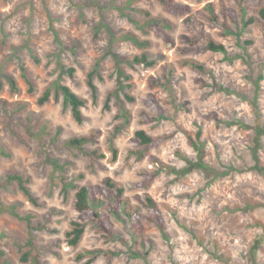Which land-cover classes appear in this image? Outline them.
<instances>
[{
	"label": "rangeland",
	"instance_id": "obj_1",
	"mask_svg": "<svg viewBox=\"0 0 264 264\" xmlns=\"http://www.w3.org/2000/svg\"><path fill=\"white\" fill-rule=\"evenodd\" d=\"M175 1L191 7V15L224 44L225 53H196L191 42L198 33L186 23L189 15L170 14L156 0H0V101L8 102L0 114V145L11 153L0 155V196L22 214L33 215L40 230L31 257L40 264L90 259L92 264H264V172L253 155L257 130L264 128L260 6L249 8L256 22L246 26L238 0ZM221 3L236 10L237 22L226 19V29L210 20ZM137 10L166 20L169 41L153 30L143 32L145 16ZM127 34L150 44L140 49ZM142 54L149 63L134 61ZM92 73L96 100L88 85ZM6 75L16 80L19 93L12 92ZM57 84L87 101L82 124L56 93ZM49 88V102L40 105ZM26 128L45 140L60 131L58 149L52 150L69 164L63 179L52 176L37 138ZM139 130L158 144L141 145L135 135ZM82 136L91 138L85 149L96 151L95 159L63 146ZM192 142L203 148L204 163ZM258 157L264 167V135ZM155 172L159 175L149 181ZM9 173L31 179L39 207L7 181ZM106 178L124 188V199L141 216L148 215L141 200L152 197L165 230L144 219L142 232L134 234L125 214L122 219L109 215L107 221L85 222L80 243L71 246L67 233L73 221L80 222L77 188ZM3 232L8 237L0 247L8 257L29 264L20 261V246L29 238L26 223L1 214Z\"/></svg>",
	"mask_w": 264,
	"mask_h": 264
},
{
	"label": "trees",
	"instance_id": "obj_2",
	"mask_svg": "<svg viewBox=\"0 0 264 264\" xmlns=\"http://www.w3.org/2000/svg\"><path fill=\"white\" fill-rule=\"evenodd\" d=\"M163 9L173 15L178 16H186L189 15L186 19V23L188 26L192 27L197 33L198 36L192 40V46H196L195 52L196 53H206L208 51L214 53H225L226 47L224 44L218 43L217 41L213 40L208 34L204 32L203 23L197 21L191 15V7L186 4L177 3L175 0H156ZM241 12H242V21L244 25L248 26L256 22V17L249 16V8L253 5L260 6L258 10V15L261 20L264 21V0H238ZM139 13L145 16L144 26L141 28L143 32H147V29L153 30L155 34L165 41H169V36L167 31L171 29V25L163 19L155 18L151 16V13L147 10H137ZM230 18L231 21L237 22L236 10L234 8H225L224 5L221 3L219 4V14L217 16H212L211 21L215 24L221 22L222 27L226 29V19ZM126 38L131 41L136 47L140 49H145L150 42L147 40H141L139 36L135 34H127ZM199 42H203L201 46H198ZM135 62L142 63L148 62L147 55L142 54L140 57H135ZM151 64V63H150ZM195 68L199 70H203V67L198 65L196 62L191 61ZM22 72L25 73L26 70L22 66ZM75 70L71 68L69 70V75L73 78ZM24 78L27 79V76L24 74ZM8 84L12 92L19 93L20 89L18 88L16 80L9 75L5 76ZM29 85V92H34L32 82L27 79L26 80ZM88 85L92 91V98L96 100L97 98V87L93 83V73L89 74L88 76ZM56 93L58 95H62L64 102L66 105L70 106L72 116L74 120L78 124H82L85 120L83 114V108L86 107L87 101L84 98H81L78 94H76L69 86L64 84H57L56 85ZM51 89H47L43 95L39 98L38 103L40 105H44L45 103L49 102L51 98ZM111 96H108L105 109L109 108ZM129 100L133 101L132 98L128 97ZM6 101H0V114L6 113ZM147 105L152 106V102H147ZM128 120V116H125ZM32 128H26L27 133L31 137H36L38 140V144L40 146V150L44 155L45 163L51 166L52 168V176L55 177V174H58L59 177L62 179L64 178L65 173L68 169V163L62 161L61 158L55 156V152L52 149H58V138L60 135V131H57L55 136L52 137L50 140H45L43 136L34 134L32 132ZM15 135L16 133L13 132ZM136 137L140 141L141 145L151 148L158 144L159 140L154 139L153 137L149 136L144 130H139L136 132ZM202 132L199 130L198 132V139L201 137ZM264 135V128H258L255 140V148L253 149V155L256 162V168L259 171L264 172V167L260 164V159L258 157V149L260 146L261 137ZM18 138V142L22 143L19 136L16 135ZM91 141V138L88 136L82 137H74L69 139L67 142L63 144L69 151H79L83 155L91 157L97 156L96 151H88L85 149V145ZM193 143V142H192ZM196 151L200 155L201 163H204L203 157V148L201 145H197L193 143ZM114 157H117V151L113 150ZM0 155L4 157H11V153L6 150V148L0 145ZM159 175V172L153 173L151 176L148 177V180L151 181L154 177ZM6 179L10 183L17 184L19 190L24 194V196L28 199V201L36 207L40 206L39 200L34 195L32 190L29 187L31 183V179L19 173H9L6 176ZM67 186L64 187V193H67ZM143 207L146 209L148 215L141 216L139 208L130 207L129 202L124 199V188L120 186L117 182H115L112 178H106L101 184L97 185H84L77 188L76 192V202L75 208L79 213L80 222L73 221L71 223V230L67 233V238L69 239V244L73 247H76L84 233H85V225L84 223L90 220L102 219L104 221L109 220V215L114 217H118L122 219V213L125 214L131 225V230L134 234H138L143 230V223L144 221H150L154 223L160 231L165 230V221L162 215L161 210L158 207L157 202L150 196H146L143 201L141 200ZM102 209H104L102 211ZM1 214H8L15 218L18 221L25 222L28 228L29 238L27 240L26 247H30L29 250H25V246H20V261L22 263H29V264H40L37 258H32V251L35 248V238L36 234L35 231L40 230V227L33 225V215L32 214H22L18 206L16 204H10L5 202L2 197L0 196V215ZM41 229H47L46 226H42ZM7 234L5 232L0 233V240L7 238ZM93 260L90 259L85 264H92ZM0 264H16L12 259H10L7 255L6 250L0 247Z\"/></svg>",
	"mask_w": 264,
	"mask_h": 264
}]
</instances>
